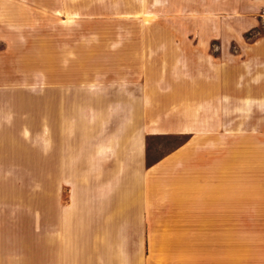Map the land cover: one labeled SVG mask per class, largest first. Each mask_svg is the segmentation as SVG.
Listing matches in <instances>:
<instances>
[{"label": "rangeland", "instance_id": "rangeland-1", "mask_svg": "<svg viewBox=\"0 0 264 264\" xmlns=\"http://www.w3.org/2000/svg\"><path fill=\"white\" fill-rule=\"evenodd\" d=\"M178 85L212 91L165 102ZM1 86L28 91L36 152L49 99L52 167L62 119L68 172L75 142L90 147L89 122L144 95L149 122L192 131L148 135L149 162L197 153L215 213L201 238L165 241L171 264H264V0H0ZM32 179L41 194L42 175ZM66 180L50 177L52 207L59 189L70 201L77 180Z\"/></svg>", "mask_w": 264, "mask_h": 264}, {"label": "crops", "instance_id": "crops-1", "mask_svg": "<svg viewBox=\"0 0 264 264\" xmlns=\"http://www.w3.org/2000/svg\"><path fill=\"white\" fill-rule=\"evenodd\" d=\"M208 90L178 85L164 100L208 95ZM28 95L26 89L0 87V264H171L174 244L165 241L201 238L196 233L210 231L215 213L205 194L204 169L190 162L198 154L184 145L148 160V135L190 133L188 125L149 122L155 109L139 93L133 104L124 99L121 108L114 105L115 118L105 125L89 122L90 147L75 142V171L68 172L71 157L61 137L66 121L54 125L59 143L52 167L49 99L43 107L42 151L36 152L40 142ZM99 127L109 130L95 136ZM68 174L77 180L69 182L70 201L62 204L59 189L52 207L50 177L57 175L63 184ZM36 175H42L43 185L35 195L30 177ZM229 218L236 221V213Z\"/></svg>", "mask_w": 264, "mask_h": 264}]
</instances>
